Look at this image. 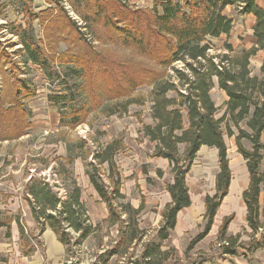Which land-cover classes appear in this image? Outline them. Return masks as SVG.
<instances>
[{
  "label": "trees",
  "instance_id": "16d2710c",
  "mask_svg": "<svg viewBox=\"0 0 264 264\" xmlns=\"http://www.w3.org/2000/svg\"><path fill=\"white\" fill-rule=\"evenodd\" d=\"M19 2L22 15L34 19L31 0ZM68 3L79 10L80 16L88 22V25L85 24L87 27L107 30L106 34L98 36V40L131 47L137 51L136 54L149 59V63H145L136 57L113 58L107 48L95 51L93 44L80 31V26L67 17L66 11L58 5L54 12L49 8L39 16L35 15L44 24L42 38L44 46L49 49L46 52L51 53L59 64H73L80 72V89L87 102L67 113L71 120L68 125L75 127L84 122L88 105L97 106L106 101L116 102L108 110L111 114L116 111L125 113L129 104H142L139 99L130 98L137 88L152 87L149 101L154 123L143 125L141 132L150 143L155 144L152 157L166 159L173 177L172 182L165 186L171 201L161 211L158 238L161 241L168 239L178 212L190 205L185 177L202 146L217 149L219 171L215 178V193L204 200V228L187 249H192L208 234L230 183L224 136L232 137L235 132L237 152L245 160L249 174V185L242 194L246 225L252 232L250 236L255 235L264 225V59L259 76L251 75L249 59L264 48V8L258 7L255 0H181V3L153 0L151 9L131 7L128 0H68ZM158 6L162 8L161 14L156 12ZM227 6L254 17L252 30L256 43L239 53L209 55L208 40L227 36L232 29V18L222 14ZM18 28L23 30L20 26ZM58 42L67 43L62 53L56 51ZM22 44L28 53L27 58L38 63L42 58V49L31 38L24 39ZM225 47L232 50L227 44ZM8 57V53L0 48V72L6 79L5 87L0 91L1 142L17 140L31 127L25 100L34 95L31 86L16 75L7 76L3 71L10 62ZM178 61L182 62L181 67L175 66ZM213 79L227 97L220 117L216 116L218 108L210 97ZM242 140L250 144L249 149L243 147ZM120 146L119 141L113 140L92 156L98 166H107L111 182L109 190L100 182V173L96 168L89 165L91 169L87 171L89 183L108 210L105 222L109 227L118 224L119 240L111 249V256L125 255L130 245L143 235L136 221L143 204L137 209L129 203L118 204L119 200L125 199L120 193L119 173L114 171V157ZM179 146L183 147L182 151ZM156 173L161 175L160 170ZM28 184L24 199L30 206L39 231L48 227L63 245L66 254L70 247L67 229L78 233L80 240L100 229L99 225L89 223L77 186L69 191L65 200H61L42 179L31 177ZM261 194L262 204L259 203ZM231 219V216L223 219L217 234L225 253H229V247L239 239V235H226ZM8 223L6 218L0 219V227H6V237H9ZM20 239H25L21 227ZM255 244L264 248V237L257 239ZM160 254V245L151 244L143 249L142 258L150 261Z\"/></svg>",
  "mask_w": 264,
  "mask_h": 264
},
{
  "label": "rangeland",
  "instance_id": "374dc122",
  "mask_svg": "<svg viewBox=\"0 0 264 264\" xmlns=\"http://www.w3.org/2000/svg\"><path fill=\"white\" fill-rule=\"evenodd\" d=\"M173 1L181 3V0ZM31 2V12L35 18L30 20L22 15L19 0H0V48L8 53L10 61L4 66L3 71L7 76L16 75L34 91V95L25 100L31 127L17 140L0 141V209L5 208L6 204L8 206L11 196L21 194L20 198H23L22 193H26L29 177L42 179L48 183L61 200H65L69 191L77 186L80 190V201L87 210L89 223L93 226L99 225L100 229L84 240H80L78 233L72 229H67L70 247L67 254L64 248L63 264H264V248H258L255 244L257 239L264 237V225L252 236L247 225L246 228L240 229L239 233L233 236L239 235V239L229 247V253L224 252L222 242L217 240L219 227L216 229L215 237L208 235L209 230L192 249H187L188 244L204 228L203 215L202 222L193 232L183 234L178 239H175L171 232L170 238L168 236L165 241L158 238L157 230L160 228L161 219L159 212L162 209L158 203L172 174L166 171L163 176L162 173L158 175L155 172L158 177L163 176L159 180L148 177L152 166L146 163L148 156L145 153L150 142L143 136L141 130L143 125L154 123L150 115L149 101L152 87L137 88L130 98L139 99L142 104H129L125 113L116 111L111 114L108 110L114 107L113 103L116 102L106 101L97 106L88 105L84 122L75 127L68 125L67 122L71 120L67 113L87 102L85 94L80 89L82 82L80 72L73 64H59L52 58L51 53L46 52L49 49L44 46L42 38L44 24H41L35 15L39 16L43 10L49 8L54 12L55 6L58 5L66 11L67 17L80 26V31L93 44L95 51L107 48L110 49L113 58L136 57L145 63H149V59L136 54L137 51L131 47L98 40V36L101 33L106 34L107 30L96 26L87 27L85 24L88 25V22L84 21L78 13L79 10L73 8L68 0ZM128 4L137 9H151L153 0H128ZM156 12L161 14L162 8L158 6ZM28 38L42 49V58L38 63H33L27 58L28 53L22 41ZM222 39L208 40L209 55L223 54L226 44ZM238 41L241 42L242 39L239 38ZM56 47L57 53H62L66 50L67 43L58 42ZM175 66L181 67L182 62H176ZM169 74L171 75V70ZM5 83L6 79L4 80L0 72V91L3 86L5 87ZM222 129L224 130V125ZM113 140L121 143L114 157V171L119 173L120 193L125 199L119 200L118 204L129 203L135 209L143 204L141 212L136 216L143 235L140 240L131 244L126 254L122 256L110 255L111 249L116 247L119 240L118 224L109 227L105 222L108 210L87 176V171L91 169L89 165H92L100 173V182L110 189L111 182L108 179L110 173L107 166H98L92 156ZM82 143L85 144L81 146ZM179 147L182 151L183 147ZM125 162L128 165L124 168L122 165ZM155 191L157 194L154 196L151 192ZM154 199L157 203L153 202ZM15 215L21 217L20 214ZM5 218L7 222L5 211L0 210V219ZM35 237L32 238L31 246L43 251ZM151 244L160 245L162 254L145 261L142 258L143 249Z\"/></svg>",
  "mask_w": 264,
  "mask_h": 264
},
{
  "label": "crops",
  "instance_id": "0c3cea01",
  "mask_svg": "<svg viewBox=\"0 0 264 264\" xmlns=\"http://www.w3.org/2000/svg\"><path fill=\"white\" fill-rule=\"evenodd\" d=\"M255 4L260 8H264V0H255ZM222 14L233 20L230 33L227 36L221 35L217 38H223V43L229 45L232 49L229 51L225 47L222 52L239 53L242 50L250 49L256 43V38L252 30L255 22L254 17L249 14L239 13L238 10L232 6L224 8ZM238 37L242 39L241 42L238 41ZM263 59L264 48L258 50L255 55L250 57L249 68L252 76L260 75V67ZM210 97L214 105L218 108L217 116L220 117L224 112V103L227 97L223 91L218 89L216 79H213ZM233 131L235 132L234 129ZM235 135L236 132L232 137L224 136L230 169V183L227 194L216 210L214 221L210 233L208 234L212 236L216 235V229L220 227L222 219L229 216H231L232 219L226 229L227 236H234L239 233L240 229L246 228V206L243 202L242 194L249 185V174L247 172L245 160L237 152L234 140ZM241 143L244 148H250L248 142L242 140ZM148 144V151L145 153L148 156V161H146V163L152 166V171L148 172V177L159 180V178L165 176L166 171H170V164L166 159L152 157L155 144ZM127 165V162H125L122 166L125 168ZM156 170H160L163 176L158 177V175L155 174ZM218 171L217 149L214 147L202 146L197 152L192 162L191 169L185 177L190 205L182 208L176 216L175 226L173 230L170 231L175 239H178V237L188 232H193L197 229L200 222H202V215L205 211L204 200L206 196H211L215 193V178ZM30 178L31 177H29V179ZM172 179L173 177H170L167 184H170ZM151 193H154V196L157 194L156 191ZM24 194L25 192L22 193V199L20 198L21 194L11 196L8 201V206L6 204L4 205L5 208L0 209L1 211H5L7 220L9 221V237H6V227H0V264H63V245L48 227L42 232L39 231L37 223L31 214L30 206L24 199ZM170 201L171 199L168 192L164 190L162 199H160L158 203V206L162 208L161 211ZM153 202L157 203L156 199H154ZM262 202L263 195L261 194L259 203L262 204ZM161 211L159 212L160 217ZM15 214H20L19 216L22 218ZM161 221L162 217L159 223ZM20 227L23 229L25 236L24 241L20 239ZM37 234L39 235L35 237ZM33 236L36 238L37 242L39 241L38 243L43 247V251H39L31 246Z\"/></svg>",
  "mask_w": 264,
  "mask_h": 264
}]
</instances>
